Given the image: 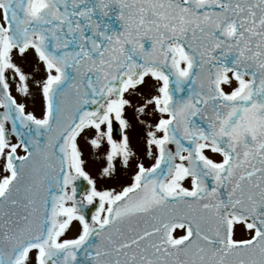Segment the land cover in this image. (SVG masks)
Here are the masks:
<instances>
[{"label":"snow or ice","instance_id":"snow-or-ice-1","mask_svg":"<svg viewBox=\"0 0 264 264\" xmlns=\"http://www.w3.org/2000/svg\"><path fill=\"white\" fill-rule=\"evenodd\" d=\"M0 264H264V0H0Z\"/></svg>","mask_w":264,"mask_h":264},{"label":"rangeland","instance_id":"rangeland-1","mask_svg":"<svg viewBox=\"0 0 264 264\" xmlns=\"http://www.w3.org/2000/svg\"><path fill=\"white\" fill-rule=\"evenodd\" d=\"M38 105H39V101H37V108H38ZM129 111H130V114H132L131 110H129ZM132 125H133V127H131L129 129L130 138H131L132 142L139 141V142H137V143H135L133 145L136 146V147H140L141 144H142L143 126L140 125L135 119H134ZM88 167L93 172V174H95V172L97 171L96 167H93L92 163H88ZM127 175H129L128 172L120 173V176L123 177V181H127L128 180L129 177H127ZM123 181L119 177H117V178H113L111 181H104L102 179L98 180V184H111V186L117 187Z\"/></svg>","mask_w":264,"mask_h":264},{"label":"flooded vegetation","instance_id":"flooded-vegetation-1","mask_svg":"<svg viewBox=\"0 0 264 264\" xmlns=\"http://www.w3.org/2000/svg\"><path fill=\"white\" fill-rule=\"evenodd\" d=\"M36 71L39 72L40 71V68L37 67L36 68ZM21 152V154H23L22 150H19ZM86 159L91 162L95 159V157L89 152V151H86ZM94 165V164H93Z\"/></svg>","mask_w":264,"mask_h":264}]
</instances>
